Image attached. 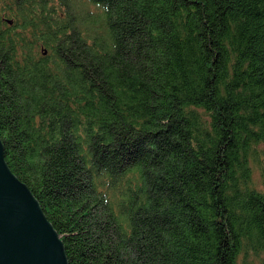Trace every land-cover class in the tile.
<instances>
[{
  "label": "trees",
  "instance_id": "obj_1",
  "mask_svg": "<svg viewBox=\"0 0 264 264\" xmlns=\"http://www.w3.org/2000/svg\"><path fill=\"white\" fill-rule=\"evenodd\" d=\"M0 139L68 264H264V0H0Z\"/></svg>",
  "mask_w": 264,
  "mask_h": 264
},
{
  "label": "water",
  "instance_id": "obj_2",
  "mask_svg": "<svg viewBox=\"0 0 264 264\" xmlns=\"http://www.w3.org/2000/svg\"><path fill=\"white\" fill-rule=\"evenodd\" d=\"M0 264H68L57 231L5 162L1 139Z\"/></svg>",
  "mask_w": 264,
  "mask_h": 264
}]
</instances>
